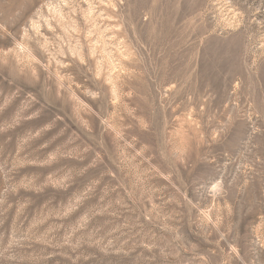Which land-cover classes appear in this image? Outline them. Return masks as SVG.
Segmentation results:
<instances>
[{
	"label": "rangeland",
	"instance_id": "obj_1",
	"mask_svg": "<svg viewBox=\"0 0 264 264\" xmlns=\"http://www.w3.org/2000/svg\"><path fill=\"white\" fill-rule=\"evenodd\" d=\"M0 264H264V0H0Z\"/></svg>",
	"mask_w": 264,
	"mask_h": 264
}]
</instances>
